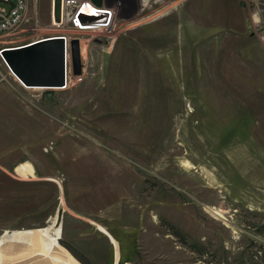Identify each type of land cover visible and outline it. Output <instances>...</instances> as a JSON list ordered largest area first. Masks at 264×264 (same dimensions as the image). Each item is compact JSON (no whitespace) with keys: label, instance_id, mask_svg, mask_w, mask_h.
Masks as SVG:
<instances>
[{"label":"rangeland","instance_id":"374dc122","mask_svg":"<svg viewBox=\"0 0 264 264\" xmlns=\"http://www.w3.org/2000/svg\"><path fill=\"white\" fill-rule=\"evenodd\" d=\"M161 1L77 28L27 0L0 34L79 37L82 62L26 87L0 52V237L56 217L82 264H264V0Z\"/></svg>","mask_w":264,"mask_h":264},{"label":"water","instance_id":"95a60500","mask_svg":"<svg viewBox=\"0 0 264 264\" xmlns=\"http://www.w3.org/2000/svg\"><path fill=\"white\" fill-rule=\"evenodd\" d=\"M92 1L101 5V0ZM52 4L54 18L59 20L61 0H52ZM68 53L73 73L79 74L82 62L80 39L76 36H44L23 44L3 47L1 50L6 65L24 86L44 88H62L67 83Z\"/></svg>","mask_w":264,"mask_h":264},{"label":"built area","instance_id":"2783aa9c","mask_svg":"<svg viewBox=\"0 0 264 264\" xmlns=\"http://www.w3.org/2000/svg\"><path fill=\"white\" fill-rule=\"evenodd\" d=\"M142 1L145 3L162 2L161 0ZM85 5L90 6L93 11L83 9ZM106 6L104 0H101V5L95 4L92 0H61L59 20L54 18L53 4L51 5L50 18L54 25L57 26L61 25L65 19H68L72 22L73 26L77 28H84L85 26L94 25L96 23H98L99 26H106V19L111 16L113 11L111 7L109 8ZM80 13L83 15L81 16ZM29 21L30 16L28 13L27 0H0V34L11 32L16 28L28 30L32 27ZM64 36L66 37V35ZM1 50L2 48H0V52ZM66 85L67 83L63 87Z\"/></svg>","mask_w":264,"mask_h":264},{"label":"bare ground","instance_id":"6f19581e","mask_svg":"<svg viewBox=\"0 0 264 264\" xmlns=\"http://www.w3.org/2000/svg\"><path fill=\"white\" fill-rule=\"evenodd\" d=\"M83 9L93 11L88 5H85ZM92 27L94 28V26ZM92 27H90V29H92ZM95 27L101 26L97 25ZM9 72L18 80V78L10 69ZM108 233L113 236L109 230ZM60 236L61 228L58 225L57 218L54 217L50 224L45 228L19 231L12 235L8 234L1 236L0 254L5 258L14 257L15 254H21L27 259L29 258L31 260H38L34 264H82L64 245L60 243L61 241L59 242L58 238ZM41 248L44 250L42 257L40 253L36 254L34 250ZM44 257H46V261H49V263L43 262Z\"/></svg>","mask_w":264,"mask_h":264},{"label":"trees","instance_id":"16d2710c","mask_svg":"<svg viewBox=\"0 0 264 264\" xmlns=\"http://www.w3.org/2000/svg\"><path fill=\"white\" fill-rule=\"evenodd\" d=\"M175 233H178L177 231H175Z\"/></svg>","mask_w":264,"mask_h":264}]
</instances>
